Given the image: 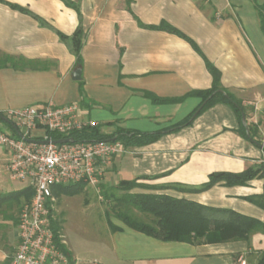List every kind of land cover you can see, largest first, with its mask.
Wrapping results in <instances>:
<instances>
[{"label": "crops", "instance_id": "obj_1", "mask_svg": "<svg viewBox=\"0 0 264 264\" xmlns=\"http://www.w3.org/2000/svg\"><path fill=\"white\" fill-rule=\"evenodd\" d=\"M129 7L130 11L126 0H80L85 39L81 78L73 80L74 56L56 31L72 34L79 23L76 11L61 0H0V53L36 61L23 69L0 68V113L47 102L77 103L82 120L110 123L106 126L111 131L117 127L138 131L169 127L190 113L199 99L189 96L179 103H152L143 91L178 97L210 87L211 75L186 40L138 24L165 21L192 38L219 69L221 84L249 108L247 121L259 123L264 143V35L253 0H130ZM237 127L232 108L217 103L190 125L114 156L99 186L147 177L164 187L156 193L231 209L264 223V209L247 199L263 193L264 177L253 178L246 185L218 183L205 190H190L206 182L212 172H240L263 164L264 150L239 136L234 131ZM6 161L0 147V193L26 187L25 182L9 177ZM113 223L121 229L111 231L105 222L102 235L87 245L91 256L85 261L239 264L242 259L254 264V254L264 248V232L260 231L252 233L248 241L190 243L160 240L118 220ZM61 234L71 259L85 263L76 242L65 236L63 223ZM8 254L4 253V260Z\"/></svg>", "mask_w": 264, "mask_h": 264}, {"label": "trees", "instance_id": "obj_2", "mask_svg": "<svg viewBox=\"0 0 264 264\" xmlns=\"http://www.w3.org/2000/svg\"><path fill=\"white\" fill-rule=\"evenodd\" d=\"M61 1L66 6L76 11L79 23L70 35H66L60 31H56V33L74 56V66L81 68V47L85 39V31L81 25L80 0ZM126 2L127 9L130 11V0H126ZM253 4L259 20L260 29L264 35V0H253ZM9 6L18 8L13 4H9ZM21 10L26 11L23 9ZM32 16L36 17L33 14ZM138 24L150 29L164 30L186 40L193 50L202 57L204 65L211 75L210 87L193 89L178 97H160L152 92L143 91V95L152 103H179L189 96L199 99L198 104L190 113L169 127L155 131H138L117 127L113 132L107 134L102 132L101 124L98 123L94 126H85L80 130L73 131L68 134V137L73 138L74 141L117 140L122 144L124 149L128 150L130 148L150 144L164 133L173 132L184 126L190 125L205 109L217 103H223L232 108L238 120V127L234 129V131L246 141L264 150V143L259 134V123L247 121L249 108L246 107L242 103V100L236 97L232 91L221 84L219 69L206 58L196 42L165 21H161L157 25H144L139 21ZM35 62L34 60H28L23 57L0 53V68L10 66L16 69H23ZM79 93L83 98L84 90L82 81H79ZM242 116H244L245 122L242 121ZM3 117H5L4 113H0V121L5 123L12 133H15L11 123L6 122ZM105 124L109 125L110 123ZM49 135L54 140L61 138V135L55 132H50ZM262 177H264V165L262 163L255 166H248L240 172L215 171L208 175L206 182L190 190L201 191L218 183L224 185H246L251 179ZM138 178L121 179L114 186L110 187L111 190L122 191L117 197L107 195L106 192L103 194L105 198H110L116 203L115 206L117 209L114 211L113 216L131 229L160 240L190 243H218L235 240L248 241L252 233L256 231L264 232V223L262 221L251 216L240 214L231 209L207 206L196 201L183 197H174L165 193L132 192L131 189L136 186V180ZM85 187L86 184L83 182L55 185L52 187V193L56 196L59 194L74 195L81 192ZM103 187L105 186L101 184L100 188ZM32 195L33 189L30 186L7 193H0V231H4L0 233V245L2 247H7L8 221H13L15 227L17 224V216L9 212L13 203L20 204L21 201H23V203L29 202ZM247 199L264 209V191L257 196H248ZM131 209L147 214L151 217L150 220L144 221L135 218L130 212ZM50 212L53 240L60 250L70 257L66 245L60 242L59 237L63 220L57 221L52 209H50ZM106 219L111 231L121 229V227L115 225L110 220V215L107 212ZM12 253L8 254L3 264L9 263ZM70 260H72L71 257ZM256 264H264V249L257 259Z\"/></svg>", "mask_w": 264, "mask_h": 264}, {"label": "built area", "instance_id": "obj_3", "mask_svg": "<svg viewBox=\"0 0 264 264\" xmlns=\"http://www.w3.org/2000/svg\"><path fill=\"white\" fill-rule=\"evenodd\" d=\"M4 116L20 133L14 128L15 133L0 130V147L7 155L6 169L11 178L33 189L30 201L17 214V240L8 264H80L70 260L53 240L52 187L77 182L97 187L111 159L126 149L117 140L52 142L50 132L65 138L73 131L98 124L82 120L77 103L28 105L9 109ZM59 237L65 245L62 234ZM239 260V264H245ZM81 264L102 263L93 260Z\"/></svg>", "mask_w": 264, "mask_h": 264}, {"label": "rangeland", "instance_id": "obj_4", "mask_svg": "<svg viewBox=\"0 0 264 264\" xmlns=\"http://www.w3.org/2000/svg\"><path fill=\"white\" fill-rule=\"evenodd\" d=\"M100 124L103 130H105L104 133L110 134L113 132L108 128V126H106L104 122ZM0 130H7L8 132L11 131L9 128H4L1 124ZM9 177H11L10 174ZM162 188L164 187H161L160 185L151 182V179L144 177L138 178L136 180V186L133 187L131 191L156 193L159 191L161 192ZM105 192L107 195L115 197L122 193L120 190H111L110 187L100 188L98 185L97 187L86 186L81 192L74 195L59 194L56 196L53 194L55 197L53 208L54 217L57 221L63 220V232L65 233V236L70 241L74 243L76 242L78 250L81 252L80 256L84 258L85 263H87V259H89L91 256L88 250L89 247L87 245H89L91 242H94L96 237L102 235V231L106 225L105 222H107L106 212L110 215V220L112 222L117 221V219L113 216L114 211L117 209L115 206L116 203L110 198H105L103 195ZM22 203L23 201H21L20 204L14 202L9 212L14 216H17L19 208L24 204ZM130 212L135 216V218L139 220L149 221L151 218L147 214L137 210L131 209ZM3 232V230L0 231V233ZM7 234V247H2L0 245V264H2L4 260V253H12L15 248L16 227L13 224V221H8ZM263 249H259L257 255L254 254V264L256 263ZM2 251H4V253Z\"/></svg>", "mask_w": 264, "mask_h": 264}, {"label": "water", "instance_id": "obj_5", "mask_svg": "<svg viewBox=\"0 0 264 264\" xmlns=\"http://www.w3.org/2000/svg\"><path fill=\"white\" fill-rule=\"evenodd\" d=\"M71 78L73 80H79L81 78V69L79 67H77V68H75V69L72 70V72H71ZM3 119L5 121L9 122L6 117H3ZM244 120H245L244 119V116H242V121L245 122ZM13 128H14L15 132L18 135H20L19 131L17 129H15V127H13ZM72 140L73 139L71 137H65V138H60V139L53 140L52 142L62 143V142H70Z\"/></svg>", "mask_w": 264, "mask_h": 264}]
</instances>
